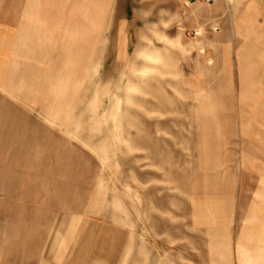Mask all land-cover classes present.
<instances>
[{
	"label": "rangeland",
	"instance_id": "374dc122",
	"mask_svg": "<svg viewBox=\"0 0 264 264\" xmlns=\"http://www.w3.org/2000/svg\"><path fill=\"white\" fill-rule=\"evenodd\" d=\"M59 3L1 73L0 264H264V9Z\"/></svg>",
	"mask_w": 264,
	"mask_h": 264
},
{
	"label": "crops",
	"instance_id": "0c3cea01",
	"mask_svg": "<svg viewBox=\"0 0 264 264\" xmlns=\"http://www.w3.org/2000/svg\"><path fill=\"white\" fill-rule=\"evenodd\" d=\"M247 1L264 9V0ZM59 4V0H0V78L6 63H19L21 53H30L29 49L37 46L32 42L41 36L46 24L51 28L58 23Z\"/></svg>",
	"mask_w": 264,
	"mask_h": 264
},
{
	"label": "bare ground",
	"instance_id": "6f19581e",
	"mask_svg": "<svg viewBox=\"0 0 264 264\" xmlns=\"http://www.w3.org/2000/svg\"><path fill=\"white\" fill-rule=\"evenodd\" d=\"M244 239V238H243ZM244 241V240H243Z\"/></svg>",
	"mask_w": 264,
	"mask_h": 264
}]
</instances>
